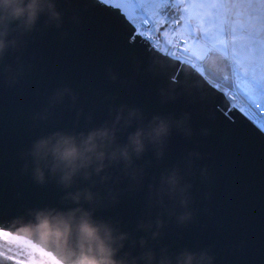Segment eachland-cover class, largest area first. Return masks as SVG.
Wrapping results in <instances>:
<instances>
[{
    "label": "water",
    "instance_id": "95a60500",
    "mask_svg": "<svg viewBox=\"0 0 264 264\" xmlns=\"http://www.w3.org/2000/svg\"><path fill=\"white\" fill-rule=\"evenodd\" d=\"M54 2L61 26L41 16L22 45L0 59V229L52 252L23 225L30 213L76 206L57 178L34 180V142L56 132L86 133L110 125L121 108L137 109L142 120L121 125L119 144L153 117L167 119L171 132L162 146L149 144L133 158L136 179L119 164L106 170L107 184L78 180L71 191L92 187L101 197L97 218L147 238L157 250L207 252L213 264H264V133L195 68L140 35L133 40L136 29L119 9L101 0ZM173 171L191 185L192 219L183 225L178 200L165 196L161 207L150 198ZM157 218L164 227L153 241L137 225Z\"/></svg>",
    "mask_w": 264,
    "mask_h": 264
},
{
    "label": "clouds",
    "instance_id": "9594fccd",
    "mask_svg": "<svg viewBox=\"0 0 264 264\" xmlns=\"http://www.w3.org/2000/svg\"><path fill=\"white\" fill-rule=\"evenodd\" d=\"M41 16L47 17L46 24L61 26L62 15L56 10L54 0H0V59L10 49L16 50L22 45L21 38L36 29ZM141 120L139 110L131 109L125 114L121 108L110 125L86 133L56 132L34 142L30 152L34 180L42 185L47 176L57 178L66 192L65 200L76 207L30 213L33 218L23 227L30 237L54 252L60 264H213V257L207 252L183 250L173 254L164 247L157 250L149 245L147 238L137 240L131 233L122 231L118 223L96 217L94 206L101 202V197L92 191L96 183L93 178L98 177L101 184H107L111 177L106 170L123 164L126 170H131L128 175L136 179L133 158H141L149 144L159 148L170 135L171 123L153 117L147 127L138 125L128 135L127 142L119 144L117 132L121 125L128 128L133 121ZM162 154L157 151L158 158ZM78 180L90 182L92 187L71 191ZM161 185L150 198L161 207L165 196L178 200L185 211L177 216V222L183 225L191 221L192 213L188 211L191 185H183L177 171L162 177ZM109 196L115 200L111 190ZM163 227L160 218L137 225L139 231L150 233L153 241L160 239Z\"/></svg>",
    "mask_w": 264,
    "mask_h": 264
},
{
    "label": "snow or ice",
    "instance_id": "6c2138e0",
    "mask_svg": "<svg viewBox=\"0 0 264 264\" xmlns=\"http://www.w3.org/2000/svg\"><path fill=\"white\" fill-rule=\"evenodd\" d=\"M119 9L137 29L136 35L152 33L160 42V30L167 26L174 34L167 41L169 55L185 56L201 74L216 75L213 58H223L226 74L220 79L229 87L234 107L264 130V0H101ZM175 43L176 49L172 50ZM180 53V55H177ZM0 239L12 248L0 257L14 264H60L50 251L23 237L0 229ZM47 257V260L37 259Z\"/></svg>",
    "mask_w": 264,
    "mask_h": 264
},
{
    "label": "built area",
    "instance_id": "2783aa9c",
    "mask_svg": "<svg viewBox=\"0 0 264 264\" xmlns=\"http://www.w3.org/2000/svg\"><path fill=\"white\" fill-rule=\"evenodd\" d=\"M134 27H135V26H134ZM135 29H136V27H135ZM163 29L166 30V34H167V36H166V37H163V38L160 36V37H161V40H160L159 43H157V37H156V35H154V34H152V33H147L146 35H143V36L140 35V36H141L143 39L149 41V43L151 44V46H152L154 49L160 51L161 53H163V54H165V55H168L169 57H171V58H173V59H176L175 57L169 55V45H168V43H167V41H169V40H173V36H174V34L172 33L171 28H168L167 26H165V27L162 28L161 30H163ZM161 30H160V31H161ZM136 32H137V29H136ZM159 35H160V33H159ZM175 49H176V45H175V43H173V45H172V50L175 51ZM177 55H180V53H177ZM189 59H190L189 57L185 56L182 60H178V59H176V60H178V61H180V62H182V63L189 64L190 66H192L191 63H187V62H186V61L189 60ZM195 69L199 72L198 67L195 68ZM199 73H200V72H199ZM200 74H201V73H200ZM201 75H202V74H201ZM224 84H225V83H224L221 79H218L217 82H215V85H217L218 87H223V88H225L222 92L225 94L227 100H228L229 103H230V106H231V107H234L235 101L233 100L232 96L230 95V89H229V87L226 88V87L224 86ZM217 86H216V87H217ZM234 108H235V107H234ZM242 114H243V115H244L249 121H251L256 127H258V128L264 133V130L261 129L260 125H258L255 121H252V120L246 115V113H243V112H242Z\"/></svg>",
    "mask_w": 264,
    "mask_h": 264
},
{
    "label": "rangeland",
    "instance_id": "374dc122",
    "mask_svg": "<svg viewBox=\"0 0 264 264\" xmlns=\"http://www.w3.org/2000/svg\"><path fill=\"white\" fill-rule=\"evenodd\" d=\"M160 36L162 38L167 36L165 29L160 31ZM210 66L212 67L213 71L217 74L216 75H208L207 71H205L202 74V76L208 81V83L210 85H212L214 88H216L217 90L222 92L225 88L218 87L217 85H215V82H217V80L220 79V75L226 74V67L224 65L223 58H213ZM224 86L226 88H228V86L226 84H224ZM0 243H2L4 245V250H6L8 247L12 248V250H13L12 253H7V254H14L15 253L16 245L14 243L9 245L7 241H4L2 239H0ZM1 258L5 259L4 257H1ZM37 259L47 260V257H40L39 255H37ZM6 261H8V260H6ZM8 262H9V264H14V261H8ZM49 264H50V262H49Z\"/></svg>",
    "mask_w": 264,
    "mask_h": 264
},
{
    "label": "trees",
    "instance_id": "16d2710c",
    "mask_svg": "<svg viewBox=\"0 0 264 264\" xmlns=\"http://www.w3.org/2000/svg\"><path fill=\"white\" fill-rule=\"evenodd\" d=\"M0 264H9V262L0 257Z\"/></svg>",
    "mask_w": 264,
    "mask_h": 264
},
{
    "label": "bare ground",
    "instance_id": "6f19581e",
    "mask_svg": "<svg viewBox=\"0 0 264 264\" xmlns=\"http://www.w3.org/2000/svg\"><path fill=\"white\" fill-rule=\"evenodd\" d=\"M238 110V109H237ZM241 112V111H240ZM242 113V112H241Z\"/></svg>",
    "mask_w": 264,
    "mask_h": 264
},
{
    "label": "flooded vegetation",
    "instance_id": "af4514ba",
    "mask_svg": "<svg viewBox=\"0 0 264 264\" xmlns=\"http://www.w3.org/2000/svg\"><path fill=\"white\" fill-rule=\"evenodd\" d=\"M111 5V4H110Z\"/></svg>",
    "mask_w": 264,
    "mask_h": 264
}]
</instances>
